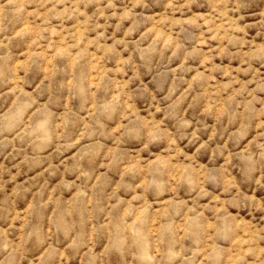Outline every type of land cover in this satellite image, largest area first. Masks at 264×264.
I'll return each mask as SVG.
<instances>
[{
	"label": "rangeland",
	"instance_id": "374dc122",
	"mask_svg": "<svg viewBox=\"0 0 264 264\" xmlns=\"http://www.w3.org/2000/svg\"><path fill=\"white\" fill-rule=\"evenodd\" d=\"M264 0H0V264H264Z\"/></svg>",
	"mask_w": 264,
	"mask_h": 264
},
{
	"label": "clouds",
	"instance_id": "9594fccd",
	"mask_svg": "<svg viewBox=\"0 0 264 264\" xmlns=\"http://www.w3.org/2000/svg\"><path fill=\"white\" fill-rule=\"evenodd\" d=\"M262 159H264V157H262Z\"/></svg>",
	"mask_w": 264,
	"mask_h": 264
}]
</instances>
